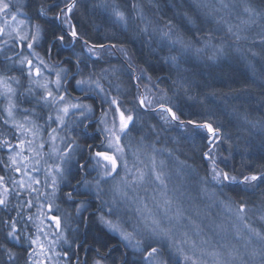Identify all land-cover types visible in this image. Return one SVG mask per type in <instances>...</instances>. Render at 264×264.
Masks as SVG:
<instances>
[{"label": "snow or ice", "instance_id": "6c2138e0", "mask_svg": "<svg viewBox=\"0 0 264 264\" xmlns=\"http://www.w3.org/2000/svg\"><path fill=\"white\" fill-rule=\"evenodd\" d=\"M20 2L21 7H17L11 0H0V37H3L0 38V55L4 64V73H0V99L3 100L0 104V126L12 129L10 135L0 132V210H16V217L9 216L0 223L7 229L5 240L20 241L17 217L23 218L24 210L30 211L35 207L36 214L27 217L33 223L35 233L26 236L30 250L25 264H61L62 257L67 258L65 264H71L69 251L56 250L57 246L75 243L66 235L65 223L70 222L71 216L61 213L55 201L62 191L61 185L70 184L74 154L80 145L75 137L61 135L60 132H68L77 123L76 120L70 121V116L82 122L89 118L93 107L80 102L79 97H70L65 87L68 69L60 66L59 62L50 63L35 51L47 37L48 29L30 18H20L22 0ZM83 2L53 0L50 5L42 3L37 9V16L46 18L51 27L49 51L54 46L52 41L71 48L78 68L81 64L89 67L86 60L93 56L99 60L105 52L112 54L117 49L127 56L122 44L90 43L83 38L78 28L79 21L74 19L78 4ZM166 6L173 11L163 26L159 24L163 19L159 15L163 10L160 0H147V5L144 0H125L123 5L116 0H101L93 7L108 13L109 20L119 26L122 34L131 32L137 37L145 36L150 44L166 47L170 54L164 57L165 62L178 73L182 70L181 61L193 51L200 55L210 49L212 54L208 59L211 61L225 54L222 44L212 43L211 33L201 35L205 24L226 25L227 32L240 41L247 39L242 35L246 31L242 25L264 19V6H258L252 0H170ZM146 8L153 13L152 16ZM54 9L58 11L53 12ZM233 10L242 11L247 19L241 20L240 24L228 23L224 14H231ZM259 40L264 45V35ZM77 41L82 45L80 52L75 51ZM200 42H203V47H194ZM17 47L27 48L28 54L12 51ZM84 53L88 57H84ZM92 63L94 65L95 61ZM14 69L21 73L20 77L6 74ZM107 72L108 69H101L100 74L89 71L85 76L83 69H79L81 78L75 80L81 91L86 89L99 95L108 107L101 114L103 127L100 131L104 139L96 146L99 150H93L91 144L87 146L88 158L95 161L91 167L96 170L97 178L78 180L63 193L65 200L76 201L80 191L78 186L85 189L87 195L98 202L92 214L109 232L116 233L123 247L131 251L130 264H264V230L250 222L252 217L264 222V196L258 204L243 198L239 201L231 197L220 200L229 214L227 225L224 222L217 224L211 219L207 225L197 223L182 202L186 195L191 198V194L182 191L180 184L169 188L171 177L165 161L157 160L155 147L145 143L144 135L133 136V131L138 130L137 125L144 126L139 113L157 115L165 125L175 124L188 134L189 139L202 136L207 144L202 156L209 164L207 175L201 176L198 183L200 193L209 195V198L217 195L215 189L209 190L210 183L221 192L224 188L255 192L264 185V171L241 172L237 176L221 169L215 153L225 141L222 126L211 117L202 122L181 119L182 113L172 98L163 90L156 95L148 86L139 91L137 85L138 95L134 107L130 108L119 95L110 94V87H105L103 81ZM22 78L27 80V87H24ZM72 78L75 79V74ZM133 78H143V70L141 76ZM147 78L151 80V77ZM180 87L187 91L183 81ZM24 103H32L33 106L24 108ZM18 113H22L19 118ZM109 113L111 119L108 118ZM52 124L56 127H51ZM148 127L156 129L155 124ZM46 147L47 152L44 151ZM148 147H152L151 153L147 152ZM142 156H147L148 163L141 159ZM76 167L84 169L89 165L77 162ZM192 170L196 172V169ZM41 171L43 179L38 176ZM13 196L16 197L15 204ZM90 207L87 200L81 199L76 203L75 213L85 219L83 213ZM196 217L204 218L198 211ZM53 228L54 233L51 232ZM209 232L213 235L209 236ZM50 235L55 238L49 239ZM216 235L220 239L214 241L213 236ZM0 252L7 257V264H16L19 259L18 253L5 245H0ZM127 255L126 251L125 264H129ZM93 264H104V261L95 259Z\"/></svg>", "mask_w": 264, "mask_h": 264}, {"label": "trees", "instance_id": "16d2710c", "mask_svg": "<svg viewBox=\"0 0 264 264\" xmlns=\"http://www.w3.org/2000/svg\"><path fill=\"white\" fill-rule=\"evenodd\" d=\"M52 2L53 0L22 1L23 17L30 18L33 22L48 29L47 37L40 42L35 51L50 63L59 62L60 66L68 69L69 76L66 77L68 83L65 87L70 97H79L81 102L93 107L89 118L83 119L82 122L77 120V117L70 116V120L77 121L70 128V136L75 137L80 148L74 154L72 174L69 177L70 184L69 186L61 185L62 191L56 200V204L61 208V213L66 212L71 216L67 232L70 241L74 240L75 243L68 246L67 251L71 256V264H85V262L90 264L95 259H103L104 264H125V252L127 251V260L130 264L131 251L123 247V242L116 233L109 232L98 222L96 215L92 214L93 210L97 208L98 202L88 196L86 190L80 186H78L80 191L77 193L76 201H66L63 196V193L69 191L71 185H76L78 180L83 178L92 181L96 178L94 174L97 175V172L94 173L89 169L93 160L88 158L89 149L87 146L91 144L94 146L93 150H99L96 146L104 139L98 120L102 110L106 109L108 105L102 101L99 95H94L93 92L86 89L81 91V88L76 86L75 80L80 75L78 74L79 69H83L84 75H87L89 71L100 74L101 69H108L107 78L103 83L107 88H111L110 94L119 95L127 105L134 101L136 92L138 93L133 75L137 71V75L141 76V70H143V78L139 80L141 85L153 86L156 95H160V90H163L179 106L182 113L181 119L202 122L211 117L216 124L222 126V132L226 134L225 141L219 145L215 153L217 164L221 169L237 176L241 172L244 174L259 173L264 171V45H261L259 40V37L264 35V19L257 20L250 27L242 25V27H246V31L242 35L247 39L240 41H236L235 37L227 32L226 25L205 24L201 35L211 33L212 43L222 44L225 54L216 61H211L208 59V56L212 54L210 49L200 55L193 51L187 54L185 60L181 61L182 70L178 73L171 64L165 62L164 57L170 54L166 47L160 48L154 43L150 44L145 36L137 37L131 32L126 35L122 34L119 26L113 25L109 20L108 13L102 8L93 7L98 5L101 0H84L83 3L78 4V10L74 15V19L79 21L78 28L83 38L90 43L122 44L127 50V56L117 49L112 54L105 52L99 60L89 58L86 60L89 67L85 68L84 64H81L78 68L71 48L52 41L51 44L54 46L49 51L51 27L46 18L37 16V9L42 3L47 6ZM160 2L163 10L159 15L163 16V19L159 20V24L163 26L167 19L171 18L173 10L166 6L170 0H160ZM252 2L258 6H264V0H252ZM116 3L123 5L125 0H116ZM144 3L147 5V0H144ZM19 7H21V3ZM54 11H58V9H54ZM146 11H148L147 8ZM233 12L236 17L229 22L233 25L240 24L239 17L245 15L239 10H233ZM148 14L149 16L153 15L151 11H148ZM113 35H115V39L106 38ZM187 35H191V33H187ZM194 47H203V42L195 44ZM153 48L156 51H152ZM81 49V43L76 42L75 51L80 52ZM171 54L176 53L172 52ZM84 57H88V55L84 53ZM93 61H95L94 65ZM113 69L115 70L113 71ZM0 72L4 73L2 70ZM6 74L10 75L8 72ZM73 74H75V79L72 78ZM147 77H151V80ZM181 81L185 84L187 91L180 87ZM117 85H119L118 89ZM2 102L3 100L0 99V104ZM154 119H158V116ZM159 124L157 123L158 126H163L162 122ZM143 125L142 128L137 125L138 130L133 131V136L139 137L140 131L148 129L147 125ZM162 128L165 130L161 129L162 131L155 133H151L149 129L146 131L149 145L157 149V154H155L157 160L165 161L166 170L169 173L175 172V178L177 174L179 175L177 179L171 181L179 182L182 189H185V193H190L191 198H195L196 210L202 216L205 218L207 216L217 224L224 222L227 225L229 214L219 203L220 200H228L231 197L236 201L243 198L254 204L260 202L261 197L264 196V185H261L255 192H244L240 188L234 190L224 188L221 192L219 188L210 183L208 188L210 191L215 189L216 197L209 198V195L201 194L198 181L201 176L207 175V162L203 156L195 159L188 142L189 138L185 137L186 132L183 129L181 135L178 131L181 128L175 124ZM0 131L6 133L7 127L0 126ZM166 134L173 137L171 139L172 141L175 139L174 142L170 143ZM199 137L201 140L198 149L204 152L207 150V144L202 136ZM141 159L148 163L147 156H142ZM77 162L86 163L89 167L78 169ZM193 168L196 169V172H193ZM81 199L87 200L91 205L88 211L83 213L85 219H81L75 213L76 203ZM214 199L215 203H213ZM12 202L15 204L16 200L12 198ZM23 213L24 211L22 215ZM9 216L16 217V210L7 212L0 210V220ZM17 219L19 221L17 227L20 229L22 222L20 217ZM250 222L253 226L264 230V222L255 217H252ZM5 231L7 229L0 223V245H5L18 253L19 259L16 264H25L27 251L30 250L29 245L22 237L20 241L5 240ZM232 241L235 243V240ZM0 264H7V257L2 252H0Z\"/></svg>", "mask_w": 264, "mask_h": 264}, {"label": "rangeland", "instance_id": "374dc122", "mask_svg": "<svg viewBox=\"0 0 264 264\" xmlns=\"http://www.w3.org/2000/svg\"><path fill=\"white\" fill-rule=\"evenodd\" d=\"M23 1V0H22ZM11 2L14 4V5H16L17 7H19V4L21 3L20 2V0H11ZM15 10V9H14ZM23 11L21 10V13H20V18H24L23 17ZM225 15V19L228 21V23H230L229 21L231 20V19H233L234 17H236V14H234V12L232 11L231 12V14H224ZM238 17V16H237ZM240 18V20H238L239 22L241 21V20H244V19H247V17L246 16H243V17H239ZM233 24V23H232ZM252 24H250V25H247L246 27H250ZM244 26V25H243ZM0 38H3V37H0ZM78 42V41H77ZM12 51H17V52H22L24 55H27L28 54V52H29V50L27 49V48H24V49H20V48H14V49H12ZM118 53V52H117ZM7 54H11V52H8ZM86 55H88L87 53H85ZM92 59H96V57L95 56H93V57H91ZM126 62V64H127V60L125 61ZM19 68V66H17V69ZM4 71V64H3V57H2V55H0V71ZM135 70V69H134ZM1 73V72H0ZM8 73H10V75H16L17 77H20L21 76V73L18 71V70H13V71H11V72H8ZM85 76H86V74H85ZM134 76H138L137 75V71H135V73H134V75H133V77ZM81 78V75H79L78 76V79H80ZM134 79V78H133ZM139 80H141V79H139ZM139 80H136V79H134V81H135V85H136V87H137V85H139V91H143V89H144V87L145 86H148L151 90H152V92L154 93V90H153V86H151V85H144V86H142L141 85V83L139 82ZM22 83H23V85H24V87H27V80L26 79H24V78H22ZM105 85V84H104ZM105 87H106V85H105ZM80 88V87H79ZM107 88V87H106ZM21 90H23V89H21ZM137 91H138V87H137ZM94 95H96L95 93H93ZM112 95V94H111ZM138 95V93L136 92V95H135V97ZM157 95H159V94H157ZM112 96H115V95H112ZM129 98H130V96L128 97V100H129ZM21 99H23V98H21ZM131 101V100H130ZM75 102V101H74ZM81 102V101H80ZM3 103V102H2ZM134 103H135V98H134V101H131V103H129L127 106L128 107H133L134 106ZM33 105H32V103H24V104H22V107H24V108H30V107H32ZM46 111V110H45ZM102 114V113H101ZM142 117H143V121H142V123L143 124H145V125H147V128L150 130V132L151 133H155V132H158V131H160L161 129L164 131L165 130V128H162V127H168V125H165V124H163V126L162 127H160L161 125V121L159 120V117H158V119H154V118H156L157 117V115H153V114H151V113H139ZM22 115V113H18V118L20 117ZM154 117H153V116ZM109 119H111V113H109V117H108ZM69 120H70V117L68 118ZM100 119H101V115H100V117H99V120L98 121H100ZM71 121V120H70ZM41 123H43V121H40ZM157 123L160 125V126H158L157 125ZM149 124H155L156 125V129L155 130H152V129H150L149 127H148V125ZM100 126H101V128L103 127V125H101L100 124ZM139 126V125H138ZM51 127H56V125L55 124H52L51 125ZM159 127V128H158ZM148 129H146V130H142V131H140L139 132V134L138 135H144L145 137H146V139H145V143L146 144H148L149 145V138H148V136H147V134H146V131L148 130ZM161 130V131H162ZM69 132H65V131H61L60 132V134L61 135H69L70 136V129L68 130ZM180 133L182 132V129L181 130H178ZM1 132V131H0ZM11 132H12V129L10 128V127H7V132L5 133V134H11ZM174 133V132H173ZM176 133V132H175ZM183 133H181V135H182ZM45 135H46V133H45ZM167 135V137H169V141H170V143L171 142H174V140L172 141V139L171 138H173V137H170V135L168 136V134H166ZM185 135V137H188V134L187 133H185L184 134ZM189 138V137H188ZM200 137L199 136H197L195 139H189V144H190V146H191V152L193 153V156L195 157V159H197L198 157H201L202 156V152L201 151H199V149H198V147H199V142H200ZM187 142V143H188ZM156 149V148H155ZM194 149V150H193ZM198 149V150H197ZM44 151L45 152H47L48 151V148L46 147L45 149H44ZM216 151H217V149H216ZM147 152H149V153H151L152 152V147H148L147 148ZM155 154H157V149H156V152H155ZM130 158V157H129ZM93 160V159H92ZM205 160V159H204ZM206 162H207V165L209 164V162L207 161V160H205ZM95 163V161L93 160L92 161V164L91 165H93ZM89 169H90V171H92L93 170V172L94 173H96V170H94L91 166L89 167ZM170 174V177H171V180H175V179H177V177L179 176L178 174L176 175L177 177L175 178L174 176V174H176L175 172H171V173H169ZM38 176H39V178L40 179H43V176H44V173H43V171H41L39 174H38ZM96 176V178H97V175L96 174H94V177ZM94 180V179H93ZM176 184H179V182H174V181H171L170 183H169V188H172L173 187V185H176ZM182 191H184L185 192V189H181ZM141 195H143V193H141ZM12 198H14L15 200H16V197L15 196H13ZM56 202V201H55ZM183 203H184V205H185V207L186 208H188L189 209V213L188 214H191V215H193V218L194 219H196L197 220V223H200V224H202V226L203 225H207V224H209V220H210V218H208L207 216H206V218L204 217L203 218V220H201V219H199V218H197L196 217V212H197V210H196V208H197V206L195 205V198H188L187 196H185V198L183 199V201H182ZM149 206H151V202H149ZM36 212H37V209L35 208V207H33L30 211L29 210H24V213H23V215H22V217L23 218H20L21 220V227H20V229H19V227H18V229H19V235L25 240V242L27 243V240H26V236L27 235H32V234H34L35 233V227H34V225H33V223L31 222V221H28V219H27V217H28V215L29 214H36ZM47 223V222H46ZM65 227H66V229L68 228V227H70V223L69 222H66L65 223ZM30 229V230H29ZM47 230V229H46ZM206 231H208L207 229H206ZM51 232H55V229L53 228V229H51ZM66 235L68 236V238H69V235H68V232L66 231ZM213 234H212V232H209V236H212ZM55 238V236L54 235H50L49 236V239H54ZM43 239V238H42ZM220 239V236L219 235H216V236H213V240L215 241V240H219ZM69 240H70V238H69ZM232 243H233V241H232ZM27 245H29L28 243H27ZM68 246L69 245H63V247H60V246H57V251H67V249H68ZM67 260V258H61V264H65V261ZM90 264H93V262H91Z\"/></svg>", "mask_w": 264, "mask_h": 264}]
</instances>
